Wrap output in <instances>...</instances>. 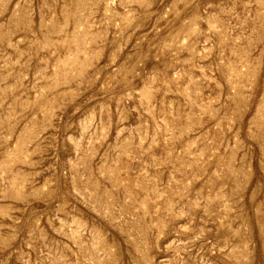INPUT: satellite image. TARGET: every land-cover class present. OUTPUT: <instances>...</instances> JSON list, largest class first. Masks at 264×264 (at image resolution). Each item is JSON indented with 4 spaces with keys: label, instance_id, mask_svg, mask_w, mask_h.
Here are the masks:
<instances>
[{
    "label": "rangeland",
    "instance_id": "obj_1",
    "mask_svg": "<svg viewBox=\"0 0 264 264\" xmlns=\"http://www.w3.org/2000/svg\"><path fill=\"white\" fill-rule=\"evenodd\" d=\"M0 264H264V0H0Z\"/></svg>",
    "mask_w": 264,
    "mask_h": 264
}]
</instances>
